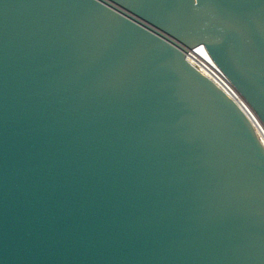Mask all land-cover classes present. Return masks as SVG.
<instances>
[{"label": "water", "instance_id": "water-1", "mask_svg": "<svg viewBox=\"0 0 264 264\" xmlns=\"http://www.w3.org/2000/svg\"><path fill=\"white\" fill-rule=\"evenodd\" d=\"M264 0H0V264H264Z\"/></svg>", "mask_w": 264, "mask_h": 264}, {"label": "bare ground", "instance_id": "bare-ground-1", "mask_svg": "<svg viewBox=\"0 0 264 264\" xmlns=\"http://www.w3.org/2000/svg\"><path fill=\"white\" fill-rule=\"evenodd\" d=\"M186 56H187V59L192 64H194L206 76L214 79L215 81H221L222 83H225L221 79L220 73L217 70L215 64L212 62V60L210 59V57L208 56V54L206 53V51L204 50V48L202 46L194 48L193 50H189L186 53ZM230 90L232 91L233 94L228 92L229 95H231V97L233 99H235L236 102L249 115L252 123L254 124V128L256 130V133L258 134L260 141L264 145V126L261 124V122L258 120V118L254 115V113L251 111V109L248 107V105L244 102V100L240 97V95L236 92V90L231 86H230Z\"/></svg>", "mask_w": 264, "mask_h": 264}, {"label": "built area", "instance_id": "built-area-1", "mask_svg": "<svg viewBox=\"0 0 264 264\" xmlns=\"http://www.w3.org/2000/svg\"><path fill=\"white\" fill-rule=\"evenodd\" d=\"M187 57V56H186ZM189 61V60H188ZM190 62V61H189ZM191 63V62H190ZM194 65V64H193ZM195 66V65H194ZM196 67V66H195ZM197 68V67H196ZM198 69V68H197ZM199 70V69H198ZM218 70V69H217ZM219 71V73H220V77H221V79L226 83H222L221 81H215L214 79H212V78H210V77H208L211 81H213L222 91H224L227 95H229V93L228 92H230V93H232V91L230 90V83L228 82V80L225 78V76L220 72V70H218ZM204 74V73H203ZM205 75V74H204ZM229 86H228V85ZM232 87V86H231ZM233 94V93H232ZM230 97H231V95H229ZM232 98V97H231ZM233 99V98H232ZM235 102H236V100L235 99H233ZM237 103V102H236ZM256 131V130H255ZM257 134V133H256ZM257 136H258V134H257ZM258 138H259V136H258ZM259 140H260V138H259ZM261 142V141H260ZM262 143V142H261ZM263 145V144H262ZM264 146V145H263Z\"/></svg>", "mask_w": 264, "mask_h": 264}]
</instances>
